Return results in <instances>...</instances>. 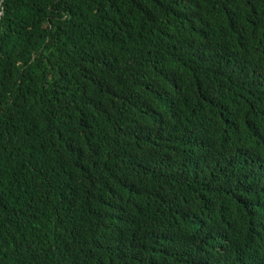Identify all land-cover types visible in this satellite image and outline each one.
I'll list each match as a JSON object with an SVG mask.
<instances>
[{
    "label": "trees",
    "instance_id": "1",
    "mask_svg": "<svg viewBox=\"0 0 264 264\" xmlns=\"http://www.w3.org/2000/svg\"><path fill=\"white\" fill-rule=\"evenodd\" d=\"M0 264H264V0H0Z\"/></svg>",
    "mask_w": 264,
    "mask_h": 264
}]
</instances>
